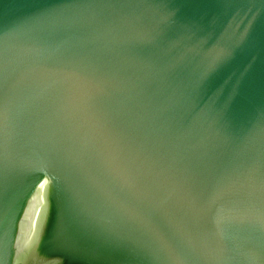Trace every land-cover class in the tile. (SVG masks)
<instances>
[{
	"label": "water",
	"instance_id": "obj_1",
	"mask_svg": "<svg viewBox=\"0 0 264 264\" xmlns=\"http://www.w3.org/2000/svg\"><path fill=\"white\" fill-rule=\"evenodd\" d=\"M0 264H264V0H0Z\"/></svg>",
	"mask_w": 264,
	"mask_h": 264
}]
</instances>
